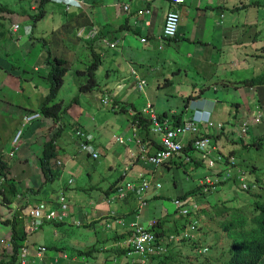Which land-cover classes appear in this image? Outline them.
<instances>
[{"label": "crops", "instance_id": "crops-1", "mask_svg": "<svg viewBox=\"0 0 264 264\" xmlns=\"http://www.w3.org/2000/svg\"><path fill=\"white\" fill-rule=\"evenodd\" d=\"M81 1L82 6L67 8L48 0L43 17L32 22L29 13L36 11L34 2L0 0V153L9 149L11 136L22 116L38 112L43 96L49 91L48 59L59 55L68 61L57 94V99L64 103L78 94L79 83L85 82V75L78 70L83 71L90 64L91 46L97 48L102 60L96 70L100 88L86 95L84 104L76 109L75 118L93 135L95 148L92 150L97 151L98 157L93 159L89 153L82 152L69 156L73 137L65 129V135L58 142L60 150L65 152L60 158L63 167L58 185L45 186L39 197L30 198L28 204L46 201L52 206L57 188L71 180L66 190L68 223L60 232L53 222H44L39 232L27 235V264H103L101 252L108 245L128 246L130 235L116 234L125 233V227L132 222L141 220L147 225L163 217L168 218L166 227L173 225L174 228L178 211L172 200L190 190L196 194L186 199L191 197L190 200L201 208L204 204L197 195L199 181L195 177L200 179L205 174L216 179L224 167V161L218 159L220 139H214L217 152L212 153L215 160L211 169L204 167L198 158L194 159V151L189 155L180 152L175 162L155 166L146 156L158 149L146 148V142L130 123L128 114L118 112L116 104L113 108L102 104V97L113 98L117 103L126 102L130 113L145 108L163 115L181 111L186 117L194 112L200 122L208 119L211 124L226 128L239 120L236 111L245 114L253 111L259 95L264 97V85L241 83L264 72V63L252 60L245 51L254 31L264 35V7L261 6L264 0H248L247 4L257 1L259 6L246 9L241 6L245 4L242 0H184L179 4L169 0ZM124 4H128L129 12L123 8ZM170 7L179 12L180 22L177 35L168 40L161 34L164 16ZM141 9L146 11L139 12ZM65 24L67 29L63 28ZM90 30L95 31L92 38L88 34ZM80 31L81 36H77ZM110 41H116L114 48L106 43ZM163 79L175 80L176 89L170 91L180 93L167 98L165 95L170 91L163 86ZM162 87L168 92H163ZM201 87L204 90L197 93ZM180 94L187 98L183 99ZM34 122L23 131L18 150L13 154L15 161L7 169L8 177L24 187L42 182L37 155L52 123L50 118L42 116ZM153 129L154 125L151 131ZM200 129L205 128L201 126ZM153 133L154 137L156 133ZM191 138L186 134L179 140L187 146ZM102 162L106 168L103 173L114 178L105 188L101 186L105 177L98 174L94 180L91 173V169L95 170ZM143 178L151 180L152 184L159 182L161 186L148 189V204L141 215L135 214L136 196L133 198L131 193L107 201L109 196L106 197L105 190L113 182L117 181L116 187H124L127 183L137 184ZM13 210L24 221L29 233L32 219L26 208L14 204ZM0 213H6L2 206ZM10 234V227L1 223L0 237L7 240ZM168 234H172V230ZM63 236L68 238L66 245L73 251H65L61 246ZM176 236L171 235L168 242L177 241ZM38 245L45 247L41 257L35 255ZM132 254H128L129 260L135 258Z\"/></svg>", "mask_w": 264, "mask_h": 264}, {"label": "trees", "instance_id": "trees-1", "mask_svg": "<svg viewBox=\"0 0 264 264\" xmlns=\"http://www.w3.org/2000/svg\"><path fill=\"white\" fill-rule=\"evenodd\" d=\"M31 2L35 3L36 11L30 12L29 16L32 22H37V20L41 19L44 15L48 0H31ZM242 2L245 3L241 4L244 9L250 6H259L257 1H251L248 4V0H242ZM261 6L264 7V3H261ZM63 28L67 29V24H65ZM91 47L92 58L90 64L85 70H78V73L85 75V82L79 83L78 94L74 95L67 103L57 99V94L62 85L63 76L68 69V61L65 57H61L59 55H53L52 60L48 59L50 65L48 74L49 91L45 94V96H43L38 107L39 117L26 124L24 123V116L32 114L36 111L25 113L22 116L20 125L13 131L14 134L18 129H20L22 137L23 131H25V129H27L32 122L39 120L41 116L51 119L52 123L46 131L47 139L42 141V149L37 155V165L41 171L42 182L36 186L24 187L19 181L8 177L7 169L15 161V156L9 155V153H0V206H2L6 212L5 214L0 213V224L2 223L8 225L11 230L9 238L7 240L5 239L8 243L6 241L4 245L0 243V264H19L21 248L29 244L26 242L27 235H34L36 231L39 232L44 222H53L54 226H56L60 232H63L64 229L62 228L66 222L68 223L67 210L69 208V204L66 198V190L72 183L71 180H69L68 184H65L59 189L57 188V192L55 191L53 194V198H56V201L55 204L49 206L58 215H56L53 219H43L39 224H34L31 221V226L34 225V227H31L32 230L29 233H27L24 228V221L20 219L18 213L13 210V206L18 202L19 206L24 208L30 198L39 197L40 192L45 186L48 187L51 183L59 180L63 167V162L60 158L63 157L62 154L65 152L60 150V143L58 142L62 138V135H65V129H68L73 137V145H71L73 148L70 150L69 156H75L79 152L87 154V151L82 149L85 144H90V148H95L93 135L86 131L82 125L75 120L76 115L78 114L76 109L77 107H80L81 104H84L86 95L92 94L95 89L98 90L100 88L99 81L96 77V70L102 63V60L99 56L100 54L97 48L93 46ZM247 48L248 50L245 51L252 60L259 61L262 64L264 63V35L261 36L260 32L254 31L252 33L250 44L247 45ZM163 80V86L168 87L169 91L170 89H176L175 80ZM241 83L244 85L264 84V72L262 71L260 74L252 77L249 81H247V83L245 80L241 81ZM165 87H162L161 90L166 93L168 91ZM203 90L204 88L201 87L198 88L196 92H202ZM192 91L194 90L192 89ZM178 92L179 91H170L168 92L169 94H166L165 96L167 97L169 95L168 97L171 99V97H175ZM180 96L184 95L180 94ZM105 98L106 97L101 98L102 104H104ZM184 98L185 96L183 99ZM108 104L110 108H113L114 104H116L118 106V112L128 114L130 123L138 130L140 137H142V141L146 142V148H162L163 144L160 135L151 131V126L154 124L152 118L148 114L137 110L131 114L128 111L126 102L117 103V101L113 98L112 100L107 98L105 105ZM256 106H258V102L256 103ZM256 106L254 105L253 110H259L262 114H264V107ZM247 112L249 113L250 111ZM153 113L155 118L160 122L169 119L171 122L168 121L167 125L171 126V131L175 133L173 138L175 140H179L181 138V133L178 129L183 118L181 111L171 113L170 115H163L156 110H153ZM188 114H192V112ZM242 114L243 112L236 111V115L240 118L230 125V128L229 126L227 128L220 126L217 128V131L212 132L200 129L199 135L201 137L211 135L210 137L212 140L220 139L221 142L219 150L217 149L218 157L224 158L225 162L230 160V158L235 157L234 154L236 151L234 149V145H237L240 149L242 148L245 150L256 149L260 151V156L264 158V125L254 126L255 128H258L257 130L251 124L252 119H249L247 117L248 115ZM70 117L73 121H70ZM242 125H246V129L243 133H240ZM151 132L155 134L156 137L155 135L153 137ZM191 144L189 143V145L182 147L181 152L186 153V155L193 153L194 147H191ZM18 147L15 150V153L17 152ZM11 150H13L12 145H10L9 149L6 151ZM177 156L178 153H173L167 162H175ZM191 160L194 159L191 158ZM236 160L237 162L245 163L242 159V161H239L240 157L235 159V161ZM262 162V167L256 165L254 166V164L253 166L252 164L248 165L247 163L246 167L250 173L255 172L260 174L258 176H252L253 179L251 182H248V188L244 190L247 192L246 199H241L240 204H234V206L230 208L231 212H228L229 208H227V204L230 200H224L221 197L220 192L205 190L198 194L204 204L203 206L201 205V209L192 211L187 216L179 215L178 218L175 219L178 221H176V226L173 229L171 226L169 228L166 227L168 218L162 219L163 217H159L158 221H156L150 229L153 233H155L158 240H160L162 247H166V251L155 257L152 256L157 259L155 263H152L151 261L141 262L136 259L137 257L129 260L128 254H130V250L133 248L132 245L129 244V246L125 247L124 245H118V243H116V245H108L106 250H102L100 257H103V264H262L264 256V204L262 203L264 200V183L262 182L261 177H264V160ZM179 163L181 162H176V164ZM233 164L236 163H232L231 166ZM236 172L237 171L234 170V174L221 181L218 187L223 188L227 185L228 181H230V185L237 183L238 175ZM116 182L117 181L113 182L112 185L105 190V193H107L106 197L109 196L107 198L108 202L112 200V194L115 193L117 189ZM151 186H154V183ZM196 187L198 190V188L202 189L204 185ZM194 192L195 191L190 190L177 198L181 199L182 202H195L190 200L191 197L186 199L187 196H195L196 193ZM129 193L131 192L125 191L123 196ZM131 195H133V198L136 196L135 192H132ZM18 196H20L19 199ZM61 197L63 200L60 199ZM166 199H168V197ZM46 203L49 204L48 202ZM62 203H65V209H62ZM139 213L138 205L136 204L135 214L138 215ZM215 220L218 228L213 229L214 224L212 225V222ZM190 223H195V226L197 225L192 235H180V233H178L179 229L190 226ZM133 224H137L138 227L141 226L146 228V225L141 223V220H139L137 223L134 221L129 226L127 225V227H125L127 228L125 229L127 233L125 231V233L115 234L120 236L136 235V228ZM206 225H208V228L204 231L205 235H201L203 229L205 230ZM170 230H172L174 235H178L176 236L178 238L177 241L168 242L171 235L167 237L160 236L161 234L168 235V231ZM212 235H220V238H215V240L206 242ZM107 238L108 237L105 238V241ZM216 240H218V242L221 241V246L217 247L214 244ZM202 241L206 243H203ZM212 241H214V243L210 244ZM7 244L9 245L8 248H6ZM210 246H214V249L210 248ZM6 249L10 252H7ZM184 250L189 251L185 252ZM86 253L87 252L84 254Z\"/></svg>", "mask_w": 264, "mask_h": 264}, {"label": "clouds", "instance_id": "clouds-1", "mask_svg": "<svg viewBox=\"0 0 264 264\" xmlns=\"http://www.w3.org/2000/svg\"><path fill=\"white\" fill-rule=\"evenodd\" d=\"M49 1H51V2H56V3H59V4H62V5H64L65 7H70V6H78V7H80V6H82V1L80 0H49ZM142 1H149V0H142ZM169 2L170 3H172V4H179V3H182V2H184V0H182V1H179V2H176V3H174V2H172L171 0H169ZM36 7V6H35ZM125 7H126V9H125ZM123 8L126 10V12H129V6H128V4H124L123 5ZM170 10H174V11H177L174 7H170L167 11H166V13L168 12V11H170ZM144 11H146V9H141V11H139V12H144ZM178 12V11H177ZM166 13H165V15H166ZM178 14H179V12H178ZM164 19H165V16H164ZM179 22H180V14H179ZM163 24H164V21H163ZM178 26H179V24H178ZM16 27H17V25H16ZM90 31H92V30H90ZM90 31L88 32V34H89V36H90V38H92L94 35H95V33L94 34H91L90 33ZM177 33H178V28H177ZM177 33H176V35H177ZM77 35L78 36H81V31L80 32H78L77 33ZM162 38L163 39H171V38H168V37H164L163 36V26H162ZM175 35V36H176ZM175 36H173L172 38H174ZM143 40V39H142ZM107 44H108V46H110V47H112V48H114L115 46H116V41H110V42H106ZM132 73H134V71L132 70ZM141 82H142V80L140 79L139 81H138V84L140 85L141 84ZM244 85V84H243ZM248 86H253V85H249V84H247ZM262 85H264V84H261V85H257V86H262ZM186 97V96H185ZM191 96H189L188 98H190ZM187 98V97H186ZM106 98H105V100H104V104L106 103ZM258 106L260 107H264V97H261L260 95H259V99H258ZM256 106V105H255ZM258 106H256V107H258ZM150 111H152V109H150V110H146L145 108H144V110L143 111H141V112H143V113H145V114H148L149 116H150ZM197 111V110H196ZM153 112V111H152ZM251 113V111L249 112V113H246V115H248L247 117L249 118V119H252V122H251V124L253 125V126H256V125H264V114H262L259 110L257 111V110H253L252 111V113ZM131 114H133V112H131ZM151 117V116H150ZM186 120H193L195 123H196V125H197V128H198V131H197V133H196V135H194L193 133H191V132H181L180 130V133H181V136H183V135H186V134H190L191 136H192V138H191V147H194V141L196 140V139H201V138H208L209 140H210V144H209V147H208V149L207 150H203V149H199V148H195L194 147V151H195V153H196V155L194 156V159L195 158H198L201 162H202V164L204 165V167H207V168H209V169H211L212 168V166H213V164H214V157L212 156L213 154L212 153H214L215 151H216V145H214V139L212 140V138L210 137V136H203V137H201L200 135H199V132H200V127L201 126H203L207 131H208V129H214V131H217V128H219L220 126H224V125H213V123L211 124V122L208 120V119H205V120H202V122H200L199 120L200 119H198V118H196L195 116H194V112L192 113V115L191 116H186V117H183L182 118V120H181V123H180V126H179V128L182 126V124L186 121ZM167 121H169V119H167ZM169 122H171V121H169ZM243 123H247V122H243ZM250 124V125H251ZM209 126H210V128H209ZM257 126V127H258ZM170 127L171 126H169V129H170ZM178 128V129H179ZM135 129V128H134ZM245 129H246V125H242L241 126V129H240V133H243L244 131H245ZM257 130H258V128H256ZM153 131V130H152ZM154 132V131H153ZM210 132V131H209ZM212 132V131H211ZM154 133H156V134H158V135H160V137H161V134L160 133H157V132H154ZM13 137V136H12ZM120 137H118L117 139L119 140V141H122V139L120 138ZM12 139V138H11ZM21 139V138H20ZM162 140V139H161ZM174 141H176V142H179L180 143V149L178 150V155L180 154V152H181V149H182V147L184 146L181 142H180V140H175L174 139ZM20 144V143H19ZM162 144H163V142H162ZM87 145V149H86V151H87V153H89L90 154V156H91V153L93 152V151H96V150H92L93 148H90V144L88 145V144H86ZM161 149H163V146H162V148H160V149H158V150H156L155 151V153L157 152V151H159V150H161ZM242 149V148H241ZM251 150V149H250ZM250 150H246V152H245V156H246V154L250 151ZM4 154H6V153H9V155H13V154H15V151L13 152V153H10L11 151H2ZM97 152V151H96ZM155 153L153 154V155H155ZM98 154V153H97ZM234 158H230V160H228L227 162H225V160H224V158H220V157H218V159L219 160H222V161H224L223 163V165H224V167H223V169H220V171H219V175L217 176V178L216 179H210L209 178V176L208 175H203L200 179H198V181H199V185H198V187L199 186H201V185H204V187L202 188V189H200V188H198V191H199V193L200 192H202V191H205V190H210V191H215V192H220V194H221V197L224 199V200H227V201H229L228 202V204H227V208H229V210H228V212H231V210H230V208L231 207H233L234 206V204H240L241 203V199L242 200H245L246 199V197H247V192H245L244 190L245 189H247L248 188V182H251V180L253 179L252 178V176H258L260 173H250L249 172V170L247 169V167H246V165H247V163H248V165H250V162L248 161V160H246V159H244L243 157L242 158H240V160L239 161H245V163H242V162H237V160L235 161V159H237L238 157L236 156V154H234ZM92 157V156H91ZM217 157V156H216ZM215 157V158H216ZM93 158V157H92ZM97 158V157H96ZM148 158V156H146V159ZM188 158V157H187ZM93 159H95V158H93ZM193 159V158H192ZM242 159V160H241ZM169 160V158L167 159V160H165V161H163L162 163H159V164H155V163H153L155 166H159V165H161V164H163V163H165V162H167ZM188 160H189V158H188ZM199 160H197V161H199ZM196 161V162H197ZM248 161V162H247ZM232 163H236V164H233L232 166H231V164ZM237 164H240V165H237ZM209 165V166H208ZM236 165V166H235ZM216 166V165H215ZM252 166H253V164H252ZM255 166V165H254ZM127 169V168H126ZM201 170V169H200ZM234 170H236L237 172H236V174L238 175L237 176V183H235V184H233V185H230V181H228V183H227V185L226 186H224L223 188H220V187H218L219 186V183H221V181H223V180H225L226 179V177H231L233 174H234ZM261 179H262V182L264 183V177H261ZM212 180H217L216 182H212ZM140 181V180H139ZM136 184V183H135ZM138 184V183H137ZM161 186V185H160ZM125 187V186H124ZM124 187H122V186H117V189H116V191H115V193H113L112 194V199L113 198H115L116 196H119V192H118V189H120V188H124ZM154 187H156L155 185H154ZM156 188H159V187H156ZM148 191V190H147ZM146 191V192H147ZM240 191H242V193L240 192ZM130 192V191H129ZM132 193V192H131ZM199 193H197V195L199 194ZM20 198V196H18V199ZM146 198V200H147V197H145ZM175 199H177V200H179V201H181V199H178V198H175ZM174 200V199H173ZM172 200V201H173ZM182 202V201H181ZM262 203L264 204V200L262 201ZM39 204H43L44 206H45V208H46V210L47 211H49V210H53V209H51V207L46 203V202H44V201H39L38 203H36L35 205H29L28 203H27V205L24 207V208H26V210L28 211V209H31V208H33V207H35V206H38ZM136 204L138 205V201H137V196H136ZM147 204H148V200H147V203H146V205L143 207V208H141V209H139V214H141L142 212H143V210L146 208V206H147ZM182 204H183V206H186V207H189L190 209H189V211H188V213L187 214H185V215H182V214H180L179 212L177 213L178 214V216L180 215V216H187L190 212H192V211H197V210H199V209H201L199 206H198V204H197V202H190V201H188V203H186V202H182ZM15 205L16 206H19V203L17 202V203H15ZM172 205H173V207L175 208V206H174V204H173V202H172ZM13 208H14V206H13ZM22 209V208H21ZM176 209V208H175ZM177 210V209H176ZM178 211V210H177ZM66 212V211H65ZM227 212V213H228ZM28 214V213H27ZM138 214V215H139ZM29 216V215H28ZM30 217V216H29ZM115 217V216H114ZM178 218V217H177ZM31 221L32 222H34V217H31ZM43 219H45L44 217L42 218V220ZM176 219V218H175ZM116 220V219H115ZM156 221H158V219L156 220V219H153V220H151V221H149V223L146 225V228L145 229H147L149 232H151L152 233V235H155V233H153V231L150 229V227L153 225V224H155L156 223ZM218 221V220H217ZM216 222V220L215 221H213L212 222V225H213V229H216V228H218V226H217V224L215 223ZM137 223V222H136ZM195 227H197V225L195 226V223L194 224H191L190 223V226H186V227H184L183 229H179V231H178V233H180V235H192V233H193V231L195 230ZM144 228V227H143ZM32 229V228H31ZM162 235V234H161ZM168 235H174V233H172V234H168ZM201 235H205V232H202V234ZM128 246H129V244H127ZM28 246V245H27ZM166 251V247L165 246H163V250L162 251H159V252H156V250L154 249L153 251H143V252H137L135 249H133L132 248V250H130V254H132L133 256H135V257H137L136 259L137 260H140L141 262H148V261H151L152 263H155V261L157 260V259H155V258H153V257H155V256H157V255H160L161 253H164ZM153 256V257H152Z\"/></svg>", "mask_w": 264, "mask_h": 264}, {"label": "built area", "instance_id": "built-area-1", "mask_svg": "<svg viewBox=\"0 0 264 264\" xmlns=\"http://www.w3.org/2000/svg\"><path fill=\"white\" fill-rule=\"evenodd\" d=\"M172 2L176 3L182 0H171ZM126 9V7H125ZM141 11V10H140ZM179 24V14L177 11L170 10L166 13L165 19H164V24H163V36L172 38L173 36L176 35L177 33V28ZM16 27V25H15ZM91 34H94L95 31L92 30L90 31ZM150 116L153 120L154 124V132L160 133L161 134V139L163 142V149L157 151L155 155H150L148 156L147 160L151 163L159 164L162 163L163 161L167 160L170 158V156L173 153H177L178 150L180 149V143L174 141V135L175 133L169 129V125H167V120H163L162 122L158 121L155 118V115L152 111H150ZM39 117L38 112H34L32 114L24 116V123H29L33 119ZM181 132H191L194 135H196L198 128L196 123L193 120H186L182 126L179 128ZM20 138H21V130L18 129L14 134L11 139V145L13 146V150H11L10 153H13L19 143H20ZM120 139V138H119ZM210 144V140L208 138H201V139H196L194 141V147L207 150ZM88 147L87 145H83L84 150H86ZM143 149V148H142ZM91 156L93 158L98 157V154L96 151H93L91 153ZM152 183L151 180H148L147 178H143L139 181L138 184L135 183H127L124 188L118 189V194L119 196H123L125 191H130V192H135L137 196V201H138V209L143 208L146 203V191L150 189ZM154 185L156 187H160L159 182H155ZM63 200V198H60ZM173 204L175 208L178 210V212L182 215H185L189 211V207L183 206L182 202L174 199ZM65 203H62L61 207L62 209H65ZM65 212V211H63ZM28 215L30 217H34V224H39L44 217L45 219H53L58 215L54 210H49L47 211L45 206L43 204H39L38 206H35L31 209H28L27 211ZM133 226L136 228V235H130L128 239V244H131L133 249H135L137 252H143V251H153L154 249L156 252L162 251L163 247L160 244V240L155 235H152L151 232H149L147 229L137 226V224H133ZM34 227V225H32ZM4 238H0V243L4 245L5 243ZM7 242V241H6ZM8 243V242H7ZM6 245V244H5ZM9 245L7 244L8 248ZM44 250V247L39 245L36 247L35 255L38 257H41L42 251ZM27 257H28V246H23L21 248V253H20V262L19 264H27Z\"/></svg>", "mask_w": 264, "mask_h": 264}, {"label": "rangeland", "instance_id": "rangeland-1", "mask_svg": "<svg viewBox=\"0 0 264 264\" xmlns=\"http://www.w3.org/2000/svg\"><path fill=\"white\" fill-rule=\"evenodd\" d=\"M242 115H245V113H243ZM241 115V116H242ZM254 127V126H253ZM255 128V127H254ZM256 129V128H255ZM256 132V131H255ZM21 140V139H20ZM10 145H11V141H10ZM264 148V147H263ZM234 149H235V154L237 157H240V158H244L246 160H248L250 162V164H254L256 166H259V167H262V161L264 160V158H262L260 156V151L256 150V149H251L245 156V152L246 150L245 149H240L239 146L237 145H234ZM162 165V164H161ZM189 165L186 164V167H188ZM115 168H119V166H115ZM106 168H105V165H104V162H102V164H98L96 166V169L95 170H92L91 169V173H92V177L94 180H97L98 178V174H101L105 177V180L102 181V184L101 186H103L102 188H105L108 186V184L114 179L112 175H105L103 173V171L105 172ZM178 169L174 170V173H177ZM193 175V174H192ZM177 176V175H176ZM196 180H198L197 177H195ZM76 183H79V182H76ZM54 185H58L57 182H54ZM242 193V191H240ZM208 212V211H207ZM171 228L173 229V226H171ZM208 228V225H206V228L205 230L203 229L202 232L206 231ZM1 236V235H0ZM220 235H212L211 238H209L206 242L208 241H211V240H215V238H220L219 237ZM222 236V235H221ZM1 238V237H0ZM67 237L63 236V242H62V247L64 248L65 251H73V249L71 247H69L68 245H66V241H67ZM203 243H206L204 241H202ZM214 241H212L210 244H213ZM187 244V243H186ZM217 247L218 246H221V241L218 242V240L215 241L214 243ZM227 244V242H226ZM203 248V247H202ZM210 248L214 249V246H210ZM7 251V249H6ZM185 252H188L189 250H184ZM94 252H92L93 254ZM262 264H264V256H263V259H262Z\"/></svg>", "mask_w": 264, "mask_h": 264}]
</instances>
